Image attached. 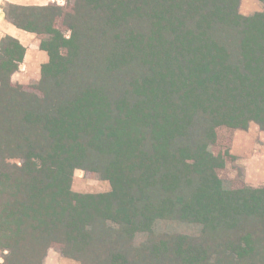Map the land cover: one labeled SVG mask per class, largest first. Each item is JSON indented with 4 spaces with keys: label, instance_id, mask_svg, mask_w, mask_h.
Returning a JSON list of instances; mask_svg holds the SVG:
<instances>
[{
    "label": "trees",
    "instance_id": "16d2710c",
    "mask_svg": "<svg viewBox=\"0 0 264 264\" xmlns=\"http://www.w3.org/2000/svg\"><path fill=\"white\" fill-rule=\"evenodd\" d=\"M4 11L48 54L28 92L11 82L24 48L0 43L5 264H42L52 245L79 264H264V187L225 189L210 149L219 129L264 131V12L244 17L237 0ZM76 168L110 191L72 193ZM159 221L199 225V238L157 234Z\"/></svg>",
    "mask_w": 264,
    "mask_h": 264
},
{
    "label": "rangeland",
    "instance_id": "374dc122",
    "mask_svg": "<svg viewBox=\"0 0 264 264\" xmlns=\"http://www.w3.org/2000/svg\"><path fill=\"white\" fill-rule=\"evenodd\" d=\"M237 1L238 12L244 17L264 12V3L260 0ZM73 3L74 0H61L60 6L71 7ZM59 30L61 32L54 38L67 40L70 32L61 25ZM48 41L46 37L45 42ZM40 78L41 71L37 77H33L17 70L11 76V82L20 85L25 91L34 92V86H37ZM210 149L224 164L216 173L225 189L234 190L243 186L255 189L264 187V131L260 130L257 124L250 123L246 129L229 131L219 129L216 144ZM10 162L19 163L18 160ZM70 190L77 195H102L110 191V185L98 174L76 168L71 175ZM153 230L157 234H180L195 238H199L201 232L199 225L179 221H159ZM141 238V235L137 236L136 244L143 240ZM6 255L7 250L0 248V264H5ZM42 264H79V262L63 257L59 246L52 245L47 249Z\"/></svg>",
    "mask_w": 264,
    "mask_h": 264
},
{
    "label": "crops",
    "instance_id": "0c3cea01",
    "mask_svg": "<svg viewBox=\"0 0 264 264\" xmlns=\"http://www.w3.org/2000/svg\"><path fill=\"white\" fill-rule=\"evenodd\" d=\"M61 0H0V43L5 37L15 39L23 48L24 54L18 70L27 76L37 77L41 67L48 62V54L39 45V38L35 33L18 28L9 22L5 16V5L16 6H60Z\"/></svg>",
    "mask_w": 264,
    "mask_h": 264
}]
</instances>
